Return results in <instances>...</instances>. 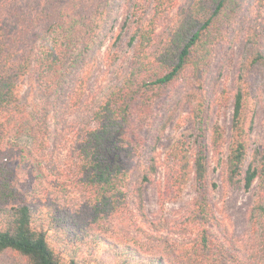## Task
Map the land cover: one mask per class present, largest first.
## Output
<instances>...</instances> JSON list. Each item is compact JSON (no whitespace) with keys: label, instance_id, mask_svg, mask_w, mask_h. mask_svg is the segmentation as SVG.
Returning <instances> with one entry per match:
<instances>
[{"label":"trees","instance_id":"obj_1","mask_svg":"<svg viewBox=\"0 0 264 264\" xmlns=\"http://www.w3.org/2000/svg\"><path fill=\"white\" fill-rule=\"evenodd\" d=\"M250 1L186 0L163 21L175 0H0V255L14 251L30 264H105L96 255L103 244L115 264H168L177 246L193 264H264V140L249 152L250 89L264 85L263 22H249L245 32L226 153L206 95L216 46L236 37L234 24ZM99 64L112 75L90 90ZM24 84L30 104L20 99ZM180 103L189 106L191 129L168 150L163 194L194 181L190 248L174 236H185L186 224L148 222L142 202ZM209 154L224 184L257 183L244 248L208 230L218 224L207 201ZM78 218L85 223L75 230ZM107 221L136 228L161 252L95 231Z\"/></svg>","mask_w":264,"mask_h":264},{"label":"rangeland","instance_id":"obj_2","mask_svg":"<svg viewBox=\"0 0 264 264\" xmlns=\"http://www.w3.org/2000/svg\"><path fill=\"white\" fill-rule=\"evenodd\" d=\"M185 2L186 0H175L174 9L167 16L165 15V18L163 17V21L172 17L174 12L184 5ZM247 13L249 14L247 15ZM255 20L264 23V0H262V5H259L257 0L250 1L248 7L234 24L236 37L217 45L213 57L212 69L215 72H211L212 75H210L206 95H209L213 100L210 111L211 122L219 124L224 132V153H226V145L230 135L232 115L231 93L236 81L238 63L243 54L245 32L249 22ZM118 45L119 51L124 50L126 48V37ZM111 75L112 72H107L102 64L97 65L89 80V89L93 90L97 85L106 83ZM260 77L262 76L260 75ZM31 98V88L28 84H24L20 90V99L23 103L30 104ZM249 99L253 109V126L249 140V152H251L253 149L260 147L264 140V85L258 87V89H250ZM189 111L187 103H180L177 106L172 120L167 125L158 143L157 151L159 152L160 165L157 173L152 175L150 180L142 185L143 216L145 219L148 222L166 221L170 226L174 227L186 224L185 228L187 232L185 236H174L178 238L179 242L184 243V246L187 248L194 245L193 240L195 238V229L190 226V222L187 220L190 209L193 207V203L198 196L195 183L193 180H190L177 193L169 195L163 194V183L169 148L181 132L191 129L190 121H188ZM62 154L69 153H67V150H62ZM208 180L210 186L207 189V201L212 207L218 223L216 227H210L208 229L209 232L213 234L214 238L220 239L224 243L226 241L222 234L227 235L228 239L230 237L233 243L235 242L242 248L246 247L248 241V216L253 199L258 192L257 183L255 182L249 189H244L238 185L224 184L221 167L211 155L209 156ZM213 183H215V186H211ZM132 210L133 207L131 205ZM75 221L76 224L73 227L75 230L85 223V220L80 218ZM139 222L140 220L138 219ZM104 223V225L95 228V231H105L104 234L110 236L112 240L130 244L132 247H136L145 253L159 254L161 252V245L150 242L136 228L128 227L117 221H107ZM105 250L106 246L103 244L96 246V255L103 257L105 264H115V258L111 257ZM231 250V248H227L229 255ZM177 253L178 249L175 246V251L170 253L171 261H168V264H184V262H187L186 264H193V259L189 261L190 259L186 258L187 260H185L183 256H179ZM93 263L96 264L95 261ZM0 264L30 263L24 256L14 251H5L0 255Z\"/></svg>","mask_w":264,"mask_h":264}]
</instances>
